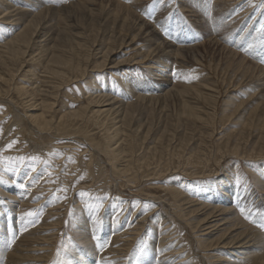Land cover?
Here are the masks:
<instances>
[{
    "label": "rangeland",
    "instance_id": "1",
    "mask_svg": "<svg viewBox=\"0 0 264 264\" xmlns=\"http://www.w3.org/2000/svg\"><path fill=\"white\" fill-rule=\"evenodd\" d=\"M16 1L19 2L16 6L30 7L28 1ZM81 1L56 0V2L48 4V0H46L43 3L44 6L41 5L40 7L53 6L51 10H56L55 22L53 20L51 21L54 23V27L58 33L66 30V27L70 23L75 22V26L70 28L72 33L76 34L77 31L84 32L82 36L89 43L96 42L97 44H102L104 50L109 46L117 47L121 36L126 33L121 28L122 21L114 19V16L111 14L113 1L111 3L108 0L96 1L97 4L102 3L103 5H107L104 4L105 2L109 3L107 5V13L105 9L99 13L98 9H100V6H93V1L95 0H83L85 4ZM115 1L124 2L131 11L133 10L139 16V19L141 18L142 22H146L147 26L149 25L148 29L150 31L154 30L156 32V35L161 38V41H168L173 44L176 50L181 48V57H187L182 63L176 62L174 67L165 68L168 72L171 71L170 82L166 85L161 84L162 88L160 89H158L157 85L163 81L159 76L161 71L158 72L159 75L151 74L152 71L147 67V64H129L122 78H135L139 81L136 84L139 87L134 92L136 94L162 95L166 94L167 90L175 89V91L168 94L167 99L151 102V104H148L144 100H136L137 97L136 99L132 98L134 105L130 106L128 110V112L132 111L133 114L132 126L136 129L142 127V131L136 137V142L138 143L135 146V152H132L136 155L132 160L134 163L132 164V171L126 173L115 172L117 174L115 175L112 162L107 155L97 151L101 154L97 157L95 150L98 149H95L90 143V140L85 139L84 136L81 138L82 134L79 135L77 133L76 135L75 133L73 136L62 134L58 132L61 129L56 126L50 128V130L52 129L51 133L49 130L46 131L37 128L35 132L38 131L37 134H40L38 137H41V143L36 144L38 147H35L33 141L28 138L30 136H25L24 138L21 135L22 127L15 123L14 114L17 112H22L21 114L27 113L31 109L30 104L34 100L31 103H27L29 106V109H27V105L21 103L25 102L24 100L26 99L15 92L16 89L14 86L18 84L17 82L25 83V80L32 81V78L28 79L25 71L31 70L32 74L38 71L37 57H34L28 63L29 65H25V68L23 67L24 70H21L16 76L17 82L9 84L11 87L8 88L5 83L6 86L0 81L1 87L4 86L1 89L2 92H0V124L4 125V123H8L0 138V164L2 163L0 166V170L2 169L0 171V264H71L73 259H76L73 257L74 255L78 254L84 259L85 256L82 254H89V252L98 254L97 259L92 257L95 260V264H107L108 261L110 264H132L137 258L144 255L146 248H150L151 250V248L155 249L156 246H162V251L170 260L178 257L177 253L183 249V252L188 253L190 251V256L194 257L196 261L198 260L197 264H211L210 259L206 257V251L200 247L201 241L198 236L199 233H197L198 231L192 228L190 229L188 224L186 226L185 220L179 217L174 210V202L176 201L173 200L172 195L167 191V188L171 187L174 183H177L178 187L180 186L179 189L185 193L186 197L191 195L195 199H202L207 202L208 200L212 201L214 199V195L216 194L215 189L217 187L221 190L225 186H229L227 182H230V178L228 177H233L236 190L241 199L240 202H242L238 204L239 207L237 205L235 206L234 212L236 216L247 226L264 234V228L259 226L264 222V156L260 157L257 155L256 157L255 154L257 153H253L255 156L250 155L251 149H261L264 152V123L257 121V117L261 114L264 105V70H262V68L264 69V55L260 54V52L264 53V50L262 51L263 48L261 46L255 43L252 45L247 40L250 30H256L261 23L262 14L264 13V7L261 5H264V0H251L249 3H247L248 0H205V3L209 5L205 12L199 11L198 4L200 0ZM237 2H239L238 5L241 9L239 11H235L237 8L235 4ZM9 3L12 4V0H9ZM9 3L8 5H10ZM73 3L75 4L73 5ZM40 7L35 8L34 12L38 11ZM208 7H214L210 16L208 14ZM87 8H94V10L90 11ZM123 15L125 14L121 13V16ZM49 17H52V14ZM227 21L230 22L227 23ZM0 25H6V23H1L0 21ZM244 26H250L249 31L245 33L244 38L240 39L246 30ZM9 34L10 32L4 35L8 36ZM103 35L105 38L102 41ZM0 38H2L0 40L4 39L2 30H0ZM250 38L252 36H249ZM55 41H57V35L50 46ZM138 45L142 46L143 44L140 42ZM60 47L61 45L57 47V50ZM128 50L130 52L131 48ZM142 50L144 51L145 49L143 48ZM232 51L237 56L233 55ZM257 51L259 52L258 54ZM30 53L25 56L28 60H31V57L35 55H31ZM133 54L131 52L129 56L132 57ZM242 56L245 57V61L240 63V60L244 58ZM98 61L100 60H93L91 64L94 65ZM152 62L154 61H149V63ZM156 71H153V73H156ZM243 71L247 73L244 74ZM239 72H242L240 73L241 75H239ZM47 75L50 76L49 73L43 74L41 72L39 76L37 75L36 80L40 81L41 89L44 87L45 89L43 90L51 92L54 91L53 86H55L56 80ZM100 76H103L100 82L101 84L103 83V86L113 84L120 94L125 93L124 85L119 83V79H117L118 76L120 77V74L116 75L117 77H113V75ZM33 77L35 79V76ZM111 78L112 81L110 80ZM135 79L133 80L135 81ZM76 81L71 83L72 85L66 84L65 86H61V94L57 98L59 106L56 103V109H61L59 117L64 114L63 108L65 107V111L77 112L73 110H76L78 107L81 109L87 106L86 104L82 106V102L84 103L86 99L84 95H87L90 90L89 80L82 77L77 81L78 83ZM44 83L47 86L42 85ZM12 85L14 86L12 87ZM200 85H203L202 88L206 94H215L217 97L216 100L209 99V101H206L203 98L193 99V97L198 98L197 89ZM10 88L11 91L9 92ZM131 89H133V86ZM195 101H198L197 103L199 104ZM165 104L169 106L162 107ZM187 105L194 106L195 108L204 107V110L206 109V113L205 111L204 113L207 116H203L204 119L200 121L197 118H190L180 110ZM89 108L91 109L93 107L90 106ZM36 111L37 113L41 112L40 110ZM251 115L255 116L254 121L249 120ZM75 117L67 118V120H77L74 119ZM22 126H24L27 130V135H29L33 127L32 124L31 127L30 123L26 124V121H24ZM105 127L106 125L101 126L100 129H104ZM16 129L19 131L17 132ZM147 131L149 133L145 139L144 137ZM39 132H43V136ZM257 133H261L262 137L259 143L255 144L258 137H252V135ZM90 134H94L93 138L96 141H102L104 139V135L98 131V128ZM249 136L250 139L247 140ZM59 137L62 139L59 140ZM169 140L173 146L171 145L167 149L165 146L167 144L170 145ZM15 141L20 144L19 146H21L22 150L18 148V152L14 150L10 151L12 147L9 148L8 145L11 144L13 146ZM236 143L240 144L241 153L239 154L241 156L237 153L231 154ZM52 144L56 145L53 146ZM49 146L50 149L54 148L55 151L48 150L47 148ZM155 146L160 147L162 152L158 154L150 153L149 149ZM180 147H182L181 150H179ZM31 149H35V153ZM60 151L63 153L61 154ZM246 151H249V153ZM91 152L94 154V159L101 163V166H92L93 168L87 175L86 172H83L85 171L83 165L92 158L93 154ZM68 154L70 157H68ZM191 155L196 157L195 161L198 163L188 160ZM71 156L73 158L68 159ZM230 156L233 157L231 158ZM245 156L247 157L246 159ZM21 157L24 159L21 160ZM33 157L37 159H32ZM61 157V160L66 159V161L62 162L60 160ZM57 159L59 162L55 161ZM127 161L120 162V165H128ZM54 162L58 165L60 164V167L54 164ZM74 163L75 165L79 163L81 167L77 165L78 169L75 170L76 166ZM257 163V166L252 165ZM69 164L73 171L69 169ZM114 164L116 165L117 163L115 162ZM236 165H239L240 169ZM229 166H232L231 169H229ZM4 168L8 170L5 169V172ZM30 168H33V171H30ZM65 168L66 170H70V172L68 170L70 173L69 177H66L69 173H67ZM97 169H100V171L98 172ZM225 169L227 170L226 173H228V176H226ZM63 170H65V173ZM148 171L155 173L150 172L148 174ZM234 171L237 173L235 174ZM3 172L5 176H3ZM83 173L86 175L85 177ZM135 173L137 176L134 175ZM208 173L211 175H204ZM240 173H242V177L247 178L245 181L240 176ZM16 174L18 175L17 178L14 176ZM232 174L236 175V177ZM134 176L135 178H133ZM89 179L92 180L90 181ZM221 184L222 186H220ZM82 193L86 195L84 196ZM16 194L18 196L14 197ZM81 195L83 199L87 198L83 200ZM251 196H254V199ZM219 198L217 197L216 201H214L218 202L217 200ZM55 201L56 204H54ZM31 202L33 203L27 205V203ZM49 203H51L52 208ZM236 203L238 202L236 201ZM118 208L120 209L117 210ZM81 209L82 211H80ZM121 209L122 211L120 212ZM242 209L243 212L241 211ZM29 212L35 213L36 215L28 216L27 214ZM107 218L110 221L108 219L107 222ZM111 220L113 223H111ZM32 221H35V223H32ZM117 222L119 223L116 224ZM141 222L144 223L141 224ZM139 223L140 227L138 226ZM181 223L184 224L182 225ZM48 224H51L50 226L52 227ZM132 225L134 226L132 227ZM168 231L170 232L168 233ZM83 233L85 234L83 235ZM178 233H181V236ZM54 234L55 241L47 244L48 251L37 249L38 238ZM85 236L86 239L89 238L90 242L87 245ZM128 237L131 240L128 241ZM161 240L162 242H159ZM40 241L43 243L44 239ZM178 241L180 244L178 248L180 250L176 252L172 247ZM91 243L95 245L93 246ZM171 244L172 246H170ZM89 247L93 248V250ZM44 251H46V254ZM11 252L16 253L18 257H11ZM43 254L46 256L43 257ZM88 258L92 260L91 255ZM84 262L88 263V261Z\"/></svg>",
    "mask_w": 264,
    "mask_h": 264
},
{
    "label": "bare ground",
    "instance_id": "2",
    "mask_svg": "<svg viewBox=\"0 0 264 264\" xmlns=\"http://www.w3.org/2000/svg\"><path fill=\"white\" fill-rule=\"evenodd\" d=\"M25 1L29 2L28 4L30 5V7H28V6H16L19 3L16 0H12V4L9 3V0H0V21H1V23L2 22L6 23V25H0V30H2V35L4 36V39L0 40V81H1V83L3 82V85L6 84L8 86V88L11 87L9 84H14V82H17L16 76L18 75L19 72H21V70H24L23 67L25 65H27L29 62H31L34 59V57H37L36 62L38 64V71L35 74H32L31 70L25 71V74L28 77V79L32 78V81L31 80L30 81L25 80V83L17 82L18 83L17 85H15V86L12 85V87L14 86L16 89V90L15 89H13V90H15V92H17L24 99H26V100H24L25 102H21V103H23V105H27L28 102L31 103L34 100L30 104L31 109L29 111H27V113L25 112L24 114H21L22 112L21 113L17 112L14 114V112H13V114L15 115V121H16L15 123H17L19 126L22 127V132H20V133H22L21 135H23L24 138H25V136H30L28 138H30V140L33 141V143L35 144V147H38V146H36V144L41 143V140H40L41 137H38L40 135V134L39 135L37 134L38 131L35 132L37 130V128L38 129L40 128V130H46V131L49 130L51 133L52 129L50 130V128H53L56 126V127L61 129V131H58V132H61L62 134H68V135H72V136L75 133H76V135H77V133L79 135L82 134L81 138H83V136H84L85 139L90 140V143L95 147V149L96 148L98 149V150H95L97 153V157L99 155H101L98 152H100V153L102 152V153H105L107 155L109 160H111V162H112V168L114 170V173L115 172L116 173L131 172L132 171V169H131L132 164H134L132 162V160L136 156L133 153L135 152V146L138 143V142H136L137 141L136 137L142 131V127L136 129V128H133V126H132L133 114H132V111L128 112L130 106L134 105V103H133L134 100H132V98L136 99V97H137L136 100H144L148 104H151V102L153 103V102H158L159 100L167 99L168 94H170L171 92H174L175 89L167 90L166 94H162V95L136 94L134 92H136L137 88L139 87L138 85H136L137 83H139V81L136 80L135 78L127 79V78H122V77H124V75H125L124 73L127 71L129 64H131V65H133L135 63L147 64V67L150 68V70L152 71L151 74L159 75L158 72L161 71V74L159 76L162 78L163 81H161V83L160 84L158 83V85H157L158 89H160V88H162L161 84L166 85L170 82V77H171L170 72L171 71L168 72L167 69H165V68L171 67V66L174 67L176 62L182 63V61L187 59V57H185V56L181 57V55H182L181 48L176 50L173 47V44L169 43L168 41H164V40L161 41V38L156 35V32L154 30L150 31L148 29L149 25L147 26L146 22H142L141 18L139 19V16H137L133 12V10L131 11V9H129L128 6H126L124 4V2H121V1L116 2L115 0H108L109 3H111V1H113V3H112L113 5L111 7V9H112L111 14L114 16L113 18L116 20L122 21L121 28H122L123 32L126 34L121 36L120 41H119V45L117 47L109 46L106 48V50H104L102 44H97L96 42L89 43L87 41V39L82 36V34H84V32L77 31L76 34L72 33V31H70V28L75 26V24H74L75 22H73L72 24L70 23L69 26L66 27V30L60 31V33H58L54 27V23L51 21V20H53L55 22V11L56 10H51L53 6L43 7L44 6L43 3L46 0H25ZM96 1L97 0L93 1V6H100V9H98L99 13L103 9H105L106 13H107V8H108L107 5L109 3L105 2L104 4H107V5H103L102 3L97 4ZM196 1H199V0H196ZM210 1H213V0H210ZM242 1H247V0H242ZM250 1L251 0H248L247 3H249ZM30 2H31V4H30ZM53 2H56V0H48V4H52ZM81 2L84 3L83 0ZM8 3L10 5H8ZM74 4L75 3H73V5ZM192 4H193V1H192ZM233 4H235V3H233ZM238 4H239V2H237L235 4V6L237 5V8L235 11L241 10L239 8L240 6ZM41 5H43L42 8L40 7ZM210 5H211V3H210ZM198 6H199V11L205 12L207 9V6H209V5L207 3H205V0H200V3L198 4ZM38 7H40V9L38 11L34 12L35 8H38ZM77 7H78V5H77ZM72 8H74V7H72ZM72 8H70V9H72ZM75 8H76V6H75ZM64 9H65V7H64ZM88 9L89 8H87V10ZM213 9H214V7L209 8V10H208L209 16H210ZM243 9H244V7H243ZM50 10H51V12H50ZM58 10H59V8H58ZM65 10H67V9H65ZM89 10L93 11L94 8H90ZM249 10H251V9H249ZM121 13H124L125 15L121 16ZM50 14H52V17H49ZM235 14H236V12H235ZM260 17H261V15H260ZM64 19H65V17H64ZM228 22H230V21H227V23ZM252 22H253V19H252ZM222 23H223V20H222ZM231 23H233V22H231ZM261 25H264V13L262 14V20H261V23L259 24V26L257 27V29L256 30H250V32H249V36H252V38L249 39V36H248L247 40L250 41V43H252V45H253V43H255L258 46H261V48H263L262 49V51H263L264 50V28H262ZM249 27L250 26L245 27L246 30L243 33L242 37H240V39L244 38V35H246L245 33L247 31H249ZM126 28H127V30H125ZM9 32H10V34L8 36L4 35V34L9 33ZM56 35H57V41H55L50 46L51 42H53L55 40ZM104 38L105 37L103 35L101 40L103 41ZM0 39H2V38H0ZM140 39H144V40H140ZM140 42L143 44L142 46L138 45V43H140ZM59 45H61V47L57 50V47H59ZM129 48H131L130 52L128 50ZM143 48L145 49L144 51L142 50ZM258 51H261V50H258ZM258 51H257V54L259 53ZM29 52H31L30 53L31 55L35 54L33 57H31V60H28V59H26L27 57H25L26 54H28ZM131 52L134 53L132 55V57L129 56V54H131ZM232 54L236 55L233 51H232ZM260 54L264 55V53H261V52H260ZM236 56H234V57H236ZM258 56H260V55H258ZM242 57H244V56H242ZM97 59L100 61L95 62L94 65L91 64V62H93V60H97ZM149 61H154V62L149 63ZM242 61H245V57L240 60V63H243ZM156 70H158V71H156ZM262 70H264V69L262 68ZM153 71H156V73H153ZM41 72L43 74L49 73L50 76L56 80L55 86H53L54 91L50 92L48 90H43V89H45L44 87L41 89L40 81L36 80L37 75L39 76V74H41ZM240 73H242V72H239V75H241ZM243 73L245 74L247 72L243 71ZM119 74H120V77L118 76L117 79H119V83L124 85L125 93L120 94L117 91L115 85H113V84H108V85L103 86L102 85L103 83L102 84L100 83L102 80L101 77H103L100 75H113V77H117L116 75H119ZM33 76H35V79ZM50 76H48V77H50ZM82 77L89 80V83H90V90H89L87 95H84V98H86L84 103L81 101L82 106L84 104H86L87 106L83 107L81 109H80V107H78L76 110H73V111H77V112L65 111V109H66V107H65V108H63L64 114L59 117V113H60L61 109L60 110L58 108L56 109V103L58 104L57 98H58L59 94H61L60 93L61 86H65L66 84H71L76 80L77 81L80 80ZM133 79H135V81ZM40 80H41V78H40ZM110 80L112 81V78ZM151 81L156 85V83L153 80H151ZM52 84H54V83H52ZM42 85H46V84L44 83ZM132 86H133V89H131ZM202 86L200 85L199 88L197 89V92H198L197 97L198 98L193 97V99L197 100L199 98H203L206 101H209V99H212L213 101H215L217 98L216 95L213 93H212L213 95L206 94L204 92ZM2 87H4V86H2ZM2 87L0 84V92H2L1 91ZM49 87H48V89H49ZM154 87L156 88V86H154ZM10 91H11V88H10L9 92ZM36 99H38V100H36ZM195 102L197 103L198 101H195ZM64 104H66V103H64ZM193 104H195V103H193ZM197 104H199V103H197ZM58 106H59V104H58ZM90 106L93 108L90 109L89 108ZM168 106H169L168 104H165L162 107H168ZM26 107H27V109H29L28 105ZM22 108H24V107L22 106ZM36 110H40L41 112L37 113ZM180 110L182 111L183 114L188 115L190 118H197V120H199V121L204 119L203 116H207L205 114L206 109L204 110V107L195 108L194 106L187 105V106H184ZM2 111H4V110H2ZM14 111H16V110H14ZM204 111H205V113H204ZM208 112H210V111H208ZM73 116H76L74 119H77V120H67V118H72ZM254 119H255L254 115H251L249 117L250 121H254ZM24 121H26V124L30 123V126H31V124L33 126V127L31 126L33 131L32 130H31V132L29 131L30 132L29 135H27L28 134V133H26L27 130L24 128V126H22V123L24 124ZM257 121L264 123V105H263V109L261 110V114L257 117ZM7 124L8 123H6V124L4 123V125L0 124V130H2V131H0V138H1L5 128L7 127ZM9 124H11V123H9ZM17 124H16V127H17ZM1 125H3V126H1ZM104 125H106V127L104 129H100V127L104 126ZM94 126H96V127H94ZM96 128H98V131L100 133H102V135H104V139L102 141H96L95 138H93L94 134L93 135L90 134ZM19 129H20V127H19ZM16 130H17V132L19 131L18 129H16ZM16 130H13V131H16ZM56 130H57V128H56ZM7 131H5V132L8 133ZM17 132H15V133H17ZM43 132H45V131H43ZM55 132H57V131H55ZM39 133H41V132H39ZM42 133H41V135H42ZM148 133H149V131H147V133L145 134V137H144L145 139L147 138ZM4 136H5V134H4ZM62 136H64V135H62ZM74 137H75V135H74ZM252 137H258V140L255 143V144H258L261 137H262V134L261 133H257L255 135L253 134ZM8 138H7V140H8ZM64 138H65V136H64ZM18 139H19V137H18ZM57 139H55V140H57ZM60 139H62V138L59 137V140ZM72 139H73V137H72ZM249 139H250V136L247 138V140H249ZM55 140H54V142H55ZM218 140H219V138H218ZM220 140H222V139H220ZM29 141H28V143H29ZM63 141H65V140H63ZM13 142H14V140H13ZM57 142L59 143V141H57ZM78 142H80V141H78ZM61 143H63V142H61ZM169 144L170 145L167 144L165 146V148L168 149L171 147V145L173 146L171 141ZM19 145L20 144L16 143V141H15L11 150L10 149L9 150L10 151L14 150L16 152H18L17 151L18 148H20V150H22L21 146H19ZM54 145H56V144H54ZM62 146H64V145H62ZM73 147H75V146H73ZM65 148H67V147H65ZM181 148L182 147H180L179 150H181ZM47 149L51 150V151H55L54 148L50 149V146ZM89 149H90V146H89ZM32 150L33 149H31V151ZM232 150H233V153L231 152V154L241 153L240 152L241 151L240 144L236 143V146L233 147ZM35 151L36 150L34 149L33 152L35 153ZM92 152H94V151H92ZM149 152L152 154H158L159 152H162V150L160 147L155 146L154 148H150ZM246 152L249 153V151H246ZM60 153H61V151H60ZM253 153H257V154H255L256 157H257V155L260 157L264 156V152L261 149L260 150L259 149H253V150L251 149L250 155L255 156ZM45 154H46V152H45ZM64 155H63V157H64ZM66 156H67V154H66ZM239 156H241V154H239ZM68 157H70V155ZM75 157H76V155H75ZM227 157H229V156L227 155ZM72 158L73 157L71 156V158H68V159H72ZM246 158L247 157L245 156V159ZM61 159H62V157L60 158V160ZM188 160L198 163L197 161H195L196 157L193 155L189 156ZM55 161L59 162L58 159ZM61 161L62 162L66 161V159H63ZM73 161H72V163H73ZM123 161H127L128 165H120V162H123ZM254 161H256V160H254ZM259 161H260V159H259ZM115 162L117 163L116 165L114 164ZM10 163L12 164V162H10ZM64 163H66V162H64ZM86 163L85 164L83 163L84 164L83 167H85V171H83V170L82 171L86 172L87 175H88V172H90L91 169L93 168L92 166H101V163H99L98 160L94 159V154H93L92 158ZM254 163H256V162H254ZM1 164H0V166H1ZM54 164H57V163L54 162ZM121 164H123V163H121ZM10 165H9V167H11ZM59 165H58V167H60ZM74 165H75V163H74ZM77 165H79V163ZM77 165H75L76 168L73 167V168H75V170L78 169ZM222 165H224V164H222ZM252 165L257 166L258 163L252 164ZM3 166H4V164H3ZM70 166L71 165L69 164V169L71 170ZM236 166H238V168H239V165H236ZM65 167L67 168V166H65ZM231 167L229 166V169H231ZM52 168H53V166H52ZM66 168H65V170H66ZM233 168H235V167H233ZM5 169L6 168H4V170ZM239 169H237V170H239ZM6 170H8V169H6ZM6 170H5V172H6ZM65 170H63V172ZM68 170H66L67 173L70 172V170H69V172H68ZM97 170H98V172L100 171V169H97ZM108 170H110V169H108ZM30 171H33V168H30ZM71 171H73V169ZM10 172H8V173H10ZM150 172L148 171V174ZM215 172H217V171H215ZM226 172H227V170L225 169V173ZM40 173H42V172H40ZM57 173H58V171H57ZM116 173H115V175H117ZM151 173H153V172H151ZM236 173L237 172H235V174ZM3 174H4V172H3ZM176 174H177V172H176ZM186 174H187V172H186ZM214 174H216V173H214ZM240 174H238V175H240L242 177V173H240ZM69 175H70V173L68 174V176H66V175L65 176L69 177ZM110 175H112V174H110ZM134 175L137 176L136 173ZM204 175H211V174L208 173V174H204ZM3 176H5V174ZM14 176H16V178H17L18 175L16 174ZM83 176L85 177L86 175H84V173H83ZM92 176H93V173H92ZM106 176H108V175H106ZM135 176L133 178H135ZM226 176H228V173H226ZM233 176L236 177V175H233ZM211 178H212V176H211ZM228 178H230V182L229 181L228 182L226 181V182H227V184H229V186H225V188L222 187L223 189H221V190L218 189V187H217V189H215L216 194L214 195V199L212 201L208 200L206 202L202 199H195V198L191 197V195L186 197L185 193L181 189H179L180 186L179 187L177 186V183H174L171 187H168L167 191L172 195L173 200L176 201V202H174V208H175L174 210L179 215V217H182V219L185 220L186 226L188 224L190 226V229L192 228V229H195L198 231L197 233H199L198 236L200 237V241H201L200 247L206 251V253H207L206 257L210 259L211 264H264V234H261V233L255 231L252 227L247 226L244 222H242V220H240V218H238L236 216V214L234 212L235 206L237 205V207H239L238 204L239 203L241 204L242 202H240L241 199L239 198V194L236 190L234 178L233 177H228ZM242 178L244 179V181L247 179L244 177H242ZM221 179H222V177H221ZM221 179H219V180H221ZM188 182H190V181H188ZM238 183H239V181H238ZM94 186H95V184H94ZM220 186H222V184ZM83 190H84V188H83ZM5 193H6V191H5ZM11 195H13V194H11ZM16 196H18V195L16 194L14 197H16ZM31 197H33V196H31ZM217 197H220L219 198L220 200L218 199L217 200L218 202H215ZM251 197L253 198L254 196H251ZM81 198H82V195H81ZM86 198H84V199H86ZM29 199H31V198H29ZM82 199H81V201H82ZM16 201H18V200H16ZM78 201H80V200H78ZM89 201H91V200L89 199ZM236 201L238 203H236ZM32 203L33 202L27 203V205L28 204L30 205ZM54 204H56V201L54 202ZM24 205H25V203H24ZM49 205L51 207V203H49ZM119 209L120 208H118L117 210H119ZM80 211H82V209ZM121 211H122V209L120 210V212ZM169 211H170V209H169ZM166 212H167V210H166ZM134 213H136V212H134ZM250 213H249V215H250ZM148 214H149V212H148ZM148 214H147V216H148ZM151 214H153V213H151ZM49 215H51V214H49ZM125 215H126V213H125ZM152 217L154 218V216H152ZM108 219L109 218L106 219L107 222H108ZM112 220H111V223H113ZM75 221H76V219H75ZM109 221H110V219H109ZM138 221L140 222L139 219H138ZM18 222H19V220H18ZM154 222H156V221H154ZM54 223H56V222H54ZM118 223L119 222H117L116 224H118ZM143 223L141 222V224H143ZM129 224H130V222H129ZM139 225H140V223L138 224V226ZM182 225H179V226H182ZM133 226L134 225H132V227ZM50 227H52V226H50ZM54 227H56V226H54ZM116 228H117V225H116ZM163 228H164V226H163ZM172 228H174V227H172ZM125 229H126V227H125ZM53 232H54V230H53ZM169 232L170 231H168V233ZM123 233H125V232H123ZM174 233H177V232H174ZM49 234H51V233H49ZM84 234L85 233H83V235ZM131 234H133V233H131ZM184 234H186V233H184ZM216 235H218V237H216ZM86 236H85V239H86ZM166 236H167V234H166ZM176 236H175V239H176ZM54 237H55V234L51 235V236L46 235L44 237L38 238L37 239V244H38L37 249L38 250L41 249V251H43V250L48 251L47 244L54 242L55 241ZM41 239H44L43 243H41V241H40ZM82 239L84 240V238H82ZM182 239H180V240H182ZM129 240H131V239H129V237H128V241ZM85 241H86V245L90 243L89 238L86 239ZM179 241L172 247V249L176 252L180 250L178 248L180 245ZM130 242H133V241H130ZM130 242H128V243H130ZM159 242H162V240ZM124 243H126V242H124ZM170 246H172V244ZM91 247H89V248H91ZM156 247H155V249L151 248V250H153V251H151L150 248L149 249L146 248L144 250V255L141 256L140 258H137L134 262H132V264H197L198 263L197 262L198 260L196 261V259L194 257L190 256L191 255V254H189L190 251L187 253V252H183V249H182L181 252L177 253L178 257L174 258L173 260H170L168 258V256H166V254H164V252L162 251V249H161L162 246L157 247V249H156ZM91 249L93 250V248H91ZM44 252L46 254V251H44ZM192 253H193V251H192ZM45 254H43V257L46 256ZM82 255L85 256L84 259H83V257L81 258L80 255L76 254L73 256L76 259H73L72 263L71 262L70 263L71 264H95L94 263L95 260H93L92 257H94V259H97L98 254H96L94 252H89V254H85V255L82 254ZM90 255H91L92 260L88 258V256H90ZM10 256L13 258L18 257V255L16 253H13V252H11ZM197 258H198V256H197ZM205 260H206V258H205ZM84 261H88V263H85ZM107 264H110L109 261Z\"/></svg>",
    "mask_w": 264,
    "mask_h": 264
},
{
    "label": "snow or ice",
    "instance_id": "3",
    "mask_svg": "<svg viewBox=\"0 0 264 264\" xmlns=\"http://www.w3.org/2000/svg\"><path fill=\"white\" fill-rule=\"evenodd\" d=\"M261 6L264 7V5H261ZM261 27L264 28V25H261ZM0 131H2V130H0ZM8 147L11 148L12 145L10 144V145H8ZM20 159L23 160L24 158L21 157ZM32 159H37V158L36 157H33ZM65 191H66V189H65ZM82 195H85V194L82 193ZM241 211L243 212V209ZM27 215L28 216H35L36 214L35 213H32V212H29ZM32 223H35V221H32ZM259 226L262 227V228H264V222H262Z\"/></svg>",
    "mask_w": 264,
    "mask_h": 264
}]
</instances>
